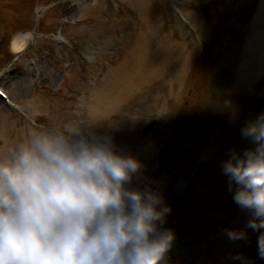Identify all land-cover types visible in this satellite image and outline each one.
Returning <instances> with one entry per match:
<instances>
[{"label":"rangeland","instance_id":"374dc122","mask_svg":"<svg viewBox=\"0 0 264 264\" xmlns=\"http://www.w3.org/2000/svg\"><path fill=\"white\" fill-rule=\"evenodd\" d=\"M82 2L64 27L63 45L53 33L69 19L66 0H39L33 10L18 1L1 10L6 25L21 31L47 5L39 23L43 42L16 61L7 82L13 98L39 125L92 119L112 127L117 145L144 161L146 178L172 205L166 227L175 230L172 249L179 253L171 250L170 264H238L230 259L238 252L250 264H264L256 253L258 233L249 230L253 244L223 234L243 227L247 214L234 204L220 170L229 149L247 146L242 125L264 111V0H179L191 22L187 29L168 12L167 0ZM219 8L222 16L215 15ZM3 29L0 24L2 44ZM90 47L93 55L84 56ZM40 54H47L46 65ZM21 68L29 71L17 81ZM27 128L0 103V151ZM214 173L221 175L220 216L218 201L202 200ZM208 218L221 223L207 228Z\"/></svg>","mask_w":264,"mask_h":264},{"label":"clouds","instance_id":"9594fccd","mask_svg":"<svg viewBox=\"0 0 264 264\" xmlns=\"http://www.w3.org/2000/svg\"><path fill=\"white\" fill-rule=\"evenodd\" d=\"M240 136L247 146L229 149L220 170L247 219L223 234L258 233L264 260V111ZM172 210L144 161L92 119L33 121L0 151V264H170ZM230 259L250 264L242 252Z\"/></svg>","mask_w":264,"mask_h":264},{"label":"bare ground","instance_id":"6f19581e","mask_svg":"<svg viewBox=\"0 0 264 264\" xmlns=\"http://www.w3.org/2000/svg\"><path fill=\"white\" fill-rule=\"evenodd\" d=\"M29 40H26L24 35H19V37L15 40V53H21L25 46L28 44Z\"/></svg>","mask_w":264,"mask_h":264}]
</instances>
